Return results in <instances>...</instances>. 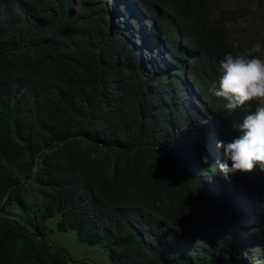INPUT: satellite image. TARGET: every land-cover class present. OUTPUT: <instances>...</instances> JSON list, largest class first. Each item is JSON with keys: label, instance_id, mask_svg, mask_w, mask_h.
Here are the masks:
<instances>
[{"label": "trees", "instance_id": "1", "mask_svg": "<svg viewBox=\"0 0 264 264\" xmlns=\"http://www.w3.org/2000/svg\"><path fill=\"white\" fill-rule=\"evenodd\" d=\"M218 10L233 19L219 0H0V264H90L50 219L113 264H264V171L231 200L238 172L215 165L257 107L209 92L248 48Z\"/></svg>", "mask_w": 264, "mask_h": 264}, {"label": "clouds", "instance_id": "2", "mask_svg": "<svg viewBox=\"0 0 264 264\" xmlns=\"http://www.w3.org/2000/svg\"><path fill=\"white\" fill-rule=\"evenodd\" d=\"M232 46L238 48V42ZM260 41L251 48H244L237 54L227 53L217 64L218 86L209 88L211 95L226 101L229 112L255 101L257 107L246 114L241 122H234L233 128L239 135L230 142L219 141L217 147L224 150L225 162L216 161V167L227 177L237 172L250 173L257 167L264 171V56ZM231 161V166L227 161ZM205 163L207 156L203 157ZM197 184V183H196Z\"/></svg>", "mask_w": 264, "mask_h": 264}, {"label": "rangeland", "instance_id": "3", "mask_svg": "<svg viewBox=\"0 0 264 264\" xmlns=\"http://www.w3.org/2000/svg\"><path fill=\"white\" fill-rule=\"evenodd\" d=\"M219 6L228 13H232L233 19L229 20L220 15L219 10L216 12L215 22L222 28H227V38L236 37L242 40L248 48H251L256 41H260L264 46V0H219ZM264 56V48L262 53ZM250 173L238 172V181L235 186V192L224 197L236 200L239 193L243 195L250 186L247 177ZM204 187L201 188L203 190ZM35 193V191H32ZM205 194L197 195L202 203H205V211H209V216H213L221 212L224 208L221 205L212 203L209 189L203 190ZM29 200V193H26ZM201 203V202H200ZM215 203V202H214ZM11 207V209H10ZM7 207L2 213L14 215L21 213L14 206ZM16 217L19 216L15 215ZM48 238L58 247L64 249L72 261H86L90 264H113L109 252L99 244H86L79 240L76 232L68 230L65 232L56 229V219H50L46 222Z\"/></svg>", "mask_w": 264, "mask_h": 264}]
</instances>
